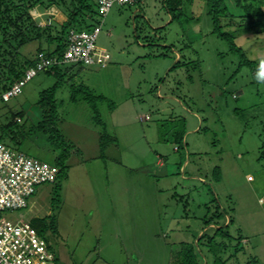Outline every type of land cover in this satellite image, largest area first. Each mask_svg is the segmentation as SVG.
<instances>
[{
	"label": "rangeland",
	"instance_id": "obj_1",
	"mask_svg": "<svg viewBox=\"0 0 264 264\" xmlns=\"http://www.w3.org/2000/svg\"><path fill=\"white\" fill-rule=\"evenodd\" d=\"M226 6L223 30L259 62L264 19L243 17L235 0ZM182 8L181 21L170 23L164 0L114 5L95 23L106 66H62L70 74L56 94L57 123L72 147L68 170L59 188L41 185L28 208L2 214L31 223L54 213L56 233L41 237L56 264H179L186 247L198 264H264V85L214 33L204 1L184 0ZM30 15L42 27L67 20L54 6ZM0 32L10 43L8 59L23 64L38 51L35 40L16 57L18 29ZM56 82L40 72L20 95L0 100V133L13 112L36 125L40 96ZM82 85L105 97L97 111ZM102 136L114 139L104 152ZM46 139L33 134L21 151L55 165L59 153ZM220 227L226 236L216 235Z\"/></svg>",
	"mask_w": 264,
	"mask_h": 264
},
{
	"label": "trees",
	"instance_id": "obj_2",
	"mask_svg": "<svg viewBox=\"0 0 264 264\" xmlns=\"http://www.w3.org/2000/svg\"><path fill=\"white\" fill-rule=\"evenodd\" d=\"M183 1L184 0H164L167 10L172 16L170 23H174L178 20L179 22L181 21V16L183 15ZM202 1L206 3L207 11L212 16L214 33H216L220 39L227 42L232 53L239 56V68H249L254 78V72L258 66V61L250 60L245 50L236 43L234 34L224 31L221 25V18L228 16L226 0ZM235 4L241 10L243 17L251 20L264 19V0H235ZM36 6H54L67 16V20L62 24L52 22L46 27L38 26L30 15V9ZM100 15L102 14L99 12L98 0H0V30L4 32L9 26H13L19 31L20 42L18 43V47L14 50L15 56L17 57L21 53L20 49L29 43L35 40L40 42L36 54L26 59L25 62L21 64L15 59L7 58L8 55L12 54L8 47L10 43L7 37H3V39L0 40V57H2V61H0V90L4 91L19 82L28 68L35 64L39 52H45L50 57L61 58L67 50L70 31H92L97 27L95 23ZM29 25H32L33 30L36 32L34 39L29 38L27 35ZM98 27L101 29V25ZM0 36H2V34H0ZM43 42L47 45L46 50L41 46ZM158 56H166V53ZM62 66L63 65H56L51 70L45 72L47 75L56 77L57 82L50 89L43 91L40 96L38 106L42 110L41 120L36 125L28 126L26 122H23L25 116L23 111L13 112L6 123L2 124L0 133V142L18 151L22 150L26 141L29 140L33 134H43L47 136L46 142L54 151H58L59 153L56 155L54 163L55 166L59 168V175L54 184L56 188L60 187L61 179L65 177V173L68 170L67 163L71 157L72 150V147L60 134L57 123L58 106L56 103V94L62 86L64 77L70 74V71L68 69H62ZM254 83H256L255 80ZM79 90L82 92L84 91L87 101L93 105L94 111H97L96 104L98 100H104L105 97L93 96L92 92L87 87H84V85H82ZM96 121L99 124H103L98 117ZM113 142L114 139L111 137L107 136L104 139L102 136L101 151L104 152L107 146L113 144ZM260 159L264 160V142L260 147ZM214 176L217 179L220 178L218 168L214 170ZM56 203L57 198H52V207H55L57 205ZM220 215V212H218L217 216ZM211 220L213 221V218L207 220L206 223L209 224ZM31 223L40 236L46 231H50L53 234L56 233L57 224L54 213L43 218H35ZM223 228L224 227L218 228L216 235L219 233L221 236H226ZM216 235L210 240L215 239ZM50 248L52 249L51 246ZM180 255L182 259H180L179 264H198L193 253V248L186 247L185 251L181 252Z\"/></svg>",
	"mask_w": 264,
	"mask_h": 264
},
{
	"label": "built area",
	"instance_id": "obj_3",
	"mask_svg": "<svg viewBox=\"0 0 264 264\" xmlns=\"http://www.w3.org/2000/svg\"><path fill=\"white\" fill-rule=\"evenodd\" d=\"M137 1L98 0L99 12L105 16L114 5L125 6ZM100 30V27L90 32L71 30L67 50L61 58L39 52L35 64L28 68L19 82L0 90V100L9 102L20 95L23 86L38 73H45L56 65L76 63L105 67L108 54L96 47ZM58 175L57 166L0 142V264H56L55 253L49 243L29 221L15 217L3 219L2 214L28 208L38 188L44 184H55Z\"/></svg>",
	"mask_w": 264,
	"mask_h": 264
},
{
	"label": "clouds",
	"instance_id": "obj_4",
	"mask_svg": "<svg viewBox=\"0 0 264 264\" xmlns=\"http://www.w3.org/2000/svg\"><path fill=\"white\" fill-rule=\"evenodd\" d=\"M254 80L257 84L264 85V58H261L258 62L254 72Z\"/></svg>",
	"mask_w": 264,
	"mask_h": 264
},
{
	"label": "crops",
	"instance_id": "obj_5",
	"mask_svg": "<svg viewBox=\"0 0 264 264\" xmlns=\"http://www.w3.org/2000/svg\"><path fill=\"white\" fill-rule=\"evenodd\" d=\"M67 19V18H66ZM66 21V20H65ZM65 21H63V22H65Z\"/></svg>",
	"mask_w": 264,
	"mask_h": 264
}]
</instances>
